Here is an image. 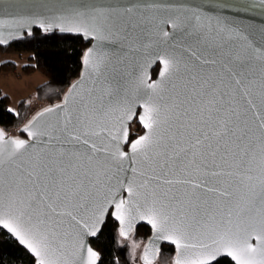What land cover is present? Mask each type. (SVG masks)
<instances>
[{
    "label": "water",
    "instance_id": "obj_1",
    "mask_svg": "<svg viewBox=\"0 0 264 264\" xmlns=\"http://www.w3.org/2000/svg\"><path fill=\"white\" fill-rule=\"evenodd\" d=\"M148 5L158 7H148ZM129 7L133 11L123 13V10ZM99 10L105 12L116 10L118 15L114 14L112 20L118 21V26L114 27L112 23L106 26L100 25L99 21L94 19L95 13ZM197 16L199 19H196ZM172 20L176 21V27H173L172 23H160V21ZM129 21L133 26L123 27ZM93 24L102 27L108 39L98 40L91 31L85 34L84 28ZM77 28L81 30L77 31ZM35 29L55 31L60 35L81 36L89 45L82 58L79 76L69 85L59 102L47 105L31 115L17 129L20 134L18 136L8 135L0 128V132L4 134L0 139V145L11 140H24L26 143V150H22L13 157L14 163L8 158V153L14 146L11 144L5 146V152L0 157L5 160V163L0 166V176L6 182L11 178L16 165L28 167L41 149L44 150L40 152L41 156H47L61 149L91 153L90 145L95 143L98 148L107 146L110 151L118 145L120 151L130 154L131 144L148 131L141 123L140 116L144 112L142 105L151 95V90L141 88L137 92L136 86L140 80L147 84L159 82L160 72L163 70L160 59L168 56L180 61V70L165 81L163 88L154 99L161 104L163 115L168 121L162 125L161 132L170 133L177 125L172 105L190 96L193 90V85L188 83L189 74L185 71L184 65L196 64L199 67V61L196 60V56H199L201 59L217 61L216 65H205L207 71L219 70L221 61L224 60V53H244L246 70L243 79L248 95L245 96L241 89H236L234 92H231V88L222 89L223 92L231 94L220 99L219 118H224L229 108L249 109L246 112V118L253 129V144L256 146L257 154L259 153L261 131L260 121L256 119V116L260 115L264 118V105L261 104V94L264 93V7H261L256 0H0V47H7ZM163 32L169 35L165 37ZM89 50L92 52L93 63L102 61L99 71H94L92 67L85 64V55L89 53ZM193 53L196 56H193ZM155 67H158V70L153 77L152 70ZM233 68L239 71L235 64ZM66 97H68L67 101ZM208 98L197 97L191 105L185 104L180 111L183 112L184 107H189L190 110L186 116L182 117L183 122L195 121L197 126H200L199 121L202 115L206 119L208 114L207 111L201 114L198 109L206 108ZM248 100L253 102L254 109L247 103ZM47 108H52L54 111L38 116ZM129 108L131 111L127 112ZM34 117H36L35 120ZM89 117L91 118V123L88 124L89 135L81 136L80 142L74 140L69 142V132L80 135L84 131L83 127L77 125V118ZM118 117L122 119V124L117 119ZM69 119L72 120V124H67ZM134 121L142 128V133L130 139V125ZM169 125H172L171 129ZM26 128L28 131H25ZM124 129L127 130V140L123 138L119 141L112 140V135L122 137ZM29 131L37 135L30 137ZM92 131L98 132L99 135H91ZM204 131H207V128ZM85 138L89 140V146L83 145L82 141ZM97 155L102 158L104 154L98 153ZM217 164L220 167L210 170L221 172L222 174L218 177L203 174L209 169H202L200 173L189 169L188 173L173 170L167 178L189 180L193 183L205 181L206 186L202 185L195 191L201 195L202 200L207 199L208 212L214 214L219 220L221 210L226 213L236 200L245 196L248 192L246 184L256 183V190L259 191L260 170L259 167L253 165L251 172L240 169L239 177L229 176L227 173L235 169L224 164L219 157H217ZM109 165L111 167L107 177L100 178L102 185H98V189L102 195L97 201V203H103L107 211L104 212L103 222L99 225V231L95 236L88 235L81 230L83 247L76 250L73 264H87L88 249L96 253L95 264L99 263L100 254L92 247L91 240L99 235L108 215L117 222L120 235L122 230L126 233L124 236L121 235L122 237H128L138 225H145L150 229V235L144 243L141 254V261L144 264H148V261L150 264L155 263L164 245L173 247L172 263L175 264L178 258L176 245L168 239L160 238L152 225L148 223L147 218L141 219L133 208L132 214L126 215L124 222L121 223V220L116 218L115 203L108 204L103 198L104 195H108L109 199L115 202L128 200L134 206L138 198L130 197L126 188L129 182H133L134 186L143 182L144 177L139 172L141 166L133 164L131 157L123 162L122 169L110 160ZM133 167L138 168L136 173L132 171ZM247 175L255 179L247 181L244 179ZM206 187H213L217 191L207 192ZM109 188L115 193L114 196L108 191ZM169 188L171 194L178 199L184 198L185 191L193 190L192 184L166 185L162 182L157 188L156 182L153 181L148 189L136 187V191L141 194L139 203H144V197H148L150 203L152 197L149 193L153 189L159 196L162 190ZM224 191L232 195H220ZM0 204L3 205L0 210L7 211L9 199L6 187ZM203 220L210 223L207 214ZM0 231L18 243L33 257L35 264H38L39 257L21 245L2 224H0ZM72 242L75 243L74 238ZM205 242H207L206 238ZM248 243L253 247L258 246L255 236L250 237ZM199 251V249H186L183 255L191 259ZM221 258H227L235 264V261L224 252L217 255L215 259L209 260V264Z\"/></svg>",
    "mask_w": 264,
    "mask_h": 264
},
{
    "label": "snow or ice",
    "instance_id": "obj_2",
    "mask_svg": "<svg viewBox=\"0 0 264 264\" xmlns=\"http://www.w3.org/2000/svg\"><path fill=\"white\" fill-rule=\"evenodd\" d=\"M256 2L264 7V0H256ZM148 7L158 6L148 5ZM132 11L133 9L129 7L124 9L123 13ZM114 14L118 15L116 10L110 12L99 10L95 13L94 19L98 20L100 25L106 26L112 23L116 27L119 22L112 20ZM196 19L199 17L197 16ZM160 23H172L173 27L177 26L175 20L160 21ZM129 26H133L130 21L123 25L125 28ZM84 31L85 34L91 31L98 40L108 39L103 28L96 24L85 27ZM163 35L167 37L169 33L163 32ZM223 55L224 60L221 61L219 70L207 71L204 66L216 65L217 61L201 59L195 53L193 56H196L200 66L184 65L185 71L189 74L188 83L193 85V90L190 96L172 105L177 119L174 131L161 132L162 125L168 121L163 115L161 104L154 99L163 88L165 81L180 70V61L168 56L160 59L163 70L160 72L159 82L147 84L140 80L136 86L137 92L141 88L151 90V95L142 105L144 112L140 116L141 123L148 131L131 144L130 154L120 151L118 145L110 151L107 146L98 148L95 143L90 145L91 153L61 149L47 156H41L40 152L44 151L41 149L28 167L16 165L7 182L0 176V201L3 200L5 187L9 199L7 211L0 210V224L16 237L21 245L39 257L38 264H73L76 250L83 247L81 230L95 236L99 231V225L103 222L104 212L107 211L103 203L97 201L102 195L98 189V185H102L100 178L107 177L110 171L109 160L122 169L123 162L131 157L133 164L141 166L139 172L144 177L140 185L134 186L133 182H129L126 188L130 197L138 198L137 203L133 206L128 200L115 202L109 199L108 195L103 197L108 204L115 203L116 218L121 220V223L124 222L126 215L132 214L134 208L141 219L147 218L160 238L168 239L176 245L178 258L175 264H209V260L215 259L221 252L230 256L235 264H264V118L260 115L256 116L260 121L261 131L258 154L253 144V129L246 118L249 109L229 108L226 110L227 115L219 118L220 99L231 94L223 92L222 89L231 88V92L241 89L245 96L248 95L243 79L246 70L244 53ZM91 57L92 52L89 50L85 55V64L94 71H99L102 61L93 63ZM233 64L239 71L233 68ZM261 96V104L264 105V93ZM197 97H209L206 108L198 109L201 114L205 111L208 114L206 119L202 115L200 126H197L195 121L183 122L182 117L188 114L189 107H184L183 112L180 111L185 104L194 103ZM65 99L67 101L68 97ZM247 103L251 108H255L251 100ZM53 111L54 109L47 108L38 116ZM130 111V108L127 109V112ZM33 119L35 120L36 117ZM117 119L121 124L123 123L121 118ZM76 123L83 127L84 131L80 135L69 132V142L72 140L80 142L81 136L89 135L90 117L77 118ZM67 124H72V120L69 119ZM171 128L172 125H169V129ZM205 128L207 131H204ZM25 131L28 129L26 128ZM3 135L0 132V139ZM36 135L37 133L29 131L30 137ZM91 135L98 136L99 133L92 131ZM127 135V130L124 129L122 137L112 135L111 138L114 141H119L121 138L127 140ZM82 143L89 146L87 138L83 139ZM7 144L14 146L8 153L9 160L14 163L13 157L26 150V143L24 140L5 141L0 145V157L3 156ZM98 153H103V157L98 156ZM217 157L224 164L235 169L227 173L229 176L239 177L240 169L251 172L253 165L260 170L259 191L256 190V183L246 184L248 192L236 200L226 213L221 210L219 220L208 212L207 199L202 200L201 195L195 191L202 185L206 186L205 181L193 183L189 180L167 178L173 170L188 173L189 169L197 173L202 169H209L203 174L218 177L221 172L210 170L220 167L217 164ZM4 163L5 160L0 158V166ZM132 171L136 173L138 168L133 167ZM244 179L253 181L255 178L247 175ZM153 181L156 182L157 188L162 182L166 185L192 184L193 190L185 191L184 198L178 199L171 194L170 188L162 190L159 196L153 189L149 193L152 197L151 202H148V197H144V203L140 204L141 194L136 191V187L148 189ZM241 182L243 183V180ZM206 190L217 191L213 187H206ZM108 191L112 196L115 195L111 192V188ZM220 195L232 194L224 191ZM2 207L3 205L0 204V208ZM206 214L210 223L203 220ZM121 235H126L124 230L121 231ZM252 236L258 241L257 247L248 243V239ZM72 238L75 243L72 242ZM186 249L200 251L189 259L183 255ZM88 257L87 264H95L96 253L91 249H88ZM145 259L147 260V257Z\"/></svg>",
    "mask_w": 264,
    "mask_h": 264
},
{
    "label": "trees",
    "instance_id": "obj_3",
    "mask_svg": "<svg viewBox=\"0 0 264 264\" xmlns=\"http://www.w3.org/2000/svg\"><path fill=\"white\" fill-rule=\"evenodd\" d=\"M89 43L81 36L60 35L55 31L33 30L26 33L20 40L10 43L0 50H12L27 54V62L21 66L25 73L40 72L46 81L36 87L35 100L51 105L59 102L69 85L79 76L82 58ZM15 62L5 60L0 62L1 71H12ZM158 67L152 70V76ZM30 106L25 99L21 100L17 111L9 109L8 95L0 96V128L6 133L18 129L30 117ZM133 139L141 127L135 123L130 125ZM133 129V131H132ZM150 235V229L145 225H138L128 237H122L118 231V224L111 216L106 221L99 235L91 240L92 247L100 254L98 264H136L134 260L133 244L145 243ZM172 246L161 247L158 260L153 264H173ZM0 264H35L26 250L0 231ZM212 264H234L227 258H221Z\"/></svg>",
    "mask_w": 264,
    "mask_h": 264
},
{
    "label": "rangeland",
    "instance_id": "obj_4",
    "mask_svg": "<svg viewBox=\"0 0 264 264\" xmlns=\"http://www.w3.org/2000/svg\"><path fill=\"white\" fill-rule=\"evenodd\" d=\"M11 60L15 62L16 68L12 71L0 72V96L8 95L9 109L17 111L21 100L25 99L30 106V115L36 114L47 104L35 100L36 87L46 81V77L40 72L25 73L21 66L27 62V54L14 52L12 50H0V62ZM133 131V129H132ZM8 135L18 136L17 129L11 130ZM144 244H133L134 260L136 264H144L141 254Z\"/></svg>",
    "mask_w": 264,
    "mask_h": 264
},
{
    "label": "flooded vegetation",
    "instance_id": "obj_5",
    "mask_svg": "<svg viewBox=\"0 0 264 264\" xmlns=\"http://www.w3.org/2000/svg\"><path fill=\"white\" fill-rule=\"evenodd\" d=\"M136 123V121H134L132 124H135ZM135 134H137L136 136H138L139 134H141L142 133V128H141V130H137L136 132H134ZM135 136V137H136Z\"/></svg>",
    "mask_w": 264,
    "mask_h": 264
}]
</instances>
